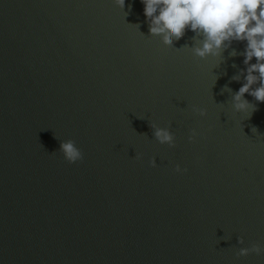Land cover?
<instances>
[{"label": "clouds", "instance_id": "1", "mask_svg": "<svg viewBox=\"0 0 264 264\" xmlns=\"http://www.w3.org/2000/svg\"><path fill=\"white\" fill-rule=\"evenodd\" d=\"M114 3L121 9L125 7V0H114ZM141 3L150 36L160 37L165 46L173 47L175 41L191 31L194 45L190 51L195 57L206 59L222 57L234 41L245 42L244 50L239 53L245 67L231 77L232 81H242V86L234 92L225 85L221 94L230 93L232 108L238 113H253L258 103H264V0H141ZM237 54L235 49L230 53L231 56ZM245 94L257 103L247 100ZM193 111L200 116L206 115L204 109L193 108ZM150 127L160 144L176 146L175 136L168 128L156 124ZM256 130L253 127L252 131ZM197 135L192 129L189 141L195 142ZM59 152L69 164L83 159L82 151L71 139L60 141ZM135 158L140 159L139 154ZM151 164L155 167L156 160L153 159ZM175 171L187 172V169H181L177 164ZM238 242L243 244V238H238ZM250 253L260 255L264 253V247L253 244L250 248H240L237 256Z\"/></svg>", "mask_w": 264, "mask_h": 264}]
</instances>
